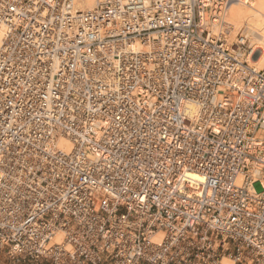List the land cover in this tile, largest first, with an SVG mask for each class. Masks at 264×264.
<instances>
[{"label":"built area","instance_id":"1","mask_svg":"<svg viewBox=\"0 0 264 264\" xmlns=\"http://www.w3.org/2000/svg\"><path fill=\"white\" fill-rule=\"evenodd\" d=\"M247 1L0 0L1 260L264 264Z\"/></svg>","mask_w":264,"mask_h":264},{"label":"bare ground","instance_id":"2","mask_svg":"<svg viewBox=\"0 0 264 264\" xmlns=\"http://www.w3.org/2000/svg\"><path fill=\"white\" fill-rule=\"evenodd\" d=\"M73 10L82 12L94 8L101 0H69ZM226 24L231 28L230 39H233L238 32H244L249 38L252 54L247 59L248 67L255 71L264 69V0H248L244 4H234L229 7ZM196 109L188 107L187 116L193 117ZM60 148L66 149V143L58 141ZM192 179L201 181L199 178Z\"/></svg>","mask_w":264,"mask_h":264},{"label":"rangeland","instance_id":"3","mask_svg":"<svg viewBox=\"0 0 264 264\" xmlns=\"http://www.w3.org/2000/svg\"><path fill=\"white\" fill-rule=\"evenodd\" d=\"M0 264H7V262L0 259ZM22 264H33V263L24 262Z\"/></svg>","mask_w":264,"mask_h":264}]
</instances>
